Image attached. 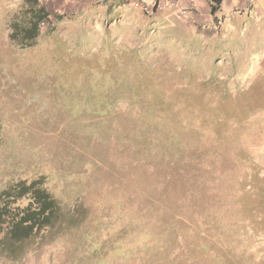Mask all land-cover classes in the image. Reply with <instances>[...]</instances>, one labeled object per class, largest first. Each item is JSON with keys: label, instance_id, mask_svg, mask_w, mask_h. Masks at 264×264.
Here are the masks:
<instances>
[{"label": "rangeland", "instance_id": "374dc122", "mask_svg": "<svg viewBox=\"0 0 264 264\" xmlns=\"http://www.w3.org/2000/svg\"><path fill=\"white\" fill-rule=\"evenodd\" d=\"M132 1L39 0L50 17L19 48L24 0H0V192L43 177L63 216L0 264H211L221 246L193 252L188 228L224 215L229 264H264V0L203 31Z\"/></svg>", "mask_w": 264, "mask_h": 264}, {"label": "trees", "instance_id": "16d2710c", "mask_svg": "<svg viewBox=\"0 0 264 264\" xmlns=\"http://www.w3.org/2000/svg\"><path fill=\"white\" fill-rule=\"evenodd\" d=\"M115 1L117 0H113L110 6ZM121 1L118 0V3H122ZM221 2L222 0H208L212 15L220 9ZM49 17L39 0H24V10H21L19 21L10 27L12 32L9 35V41L19 48L33 46L41 33L40 23L48 20ZM62 217L61 204L49 191L43 177L7 184L0 192V257L10 261L22 259L29 252L30 247L36 245V241H39L44 231L53 230L61 224ZM197 220L194 218L191 227L188 228L190 236L197 239L193 242V252L206 251L209 247L220 245L221 251L211 253L209 256L211 264L232 263L233 244L231 240L229 242L228 240L234 233L233 217L219 216L213 225L216 230L212 231H210L211 224ZM207 231L213 232L210 234L212 235L210 241L203 237L204 232ZM153 235L154 233L146 234L149 240H153ZM176 238L175 231L169 222L163 226L161 234L155 238V244L165 250ZM102 245L103 243L97 244L89 240L87 249L90 252L91 249L94 250ZM112 247L114 248L115 244L110 246V249H113Z\"/></svg>", "mask_w": 264, "mask_h": 264}, {"label": "crops", "instance_id": "0c3cea01", "mask_svg": "<svg viewBox=\"0 0 264 264\" xmlns=\"http://www.w3.org/2000/svg\"><path fill=\"white\" fill-rule=\"evenodd\" d=\"M154 0H146L147 4L150 5L153 4ZM193 8L191 9L190 13L185 17V20H175L171 16V12L169 8H165L163 12H156L153 17H151V21H158L161 23L167 24V22L171 19H174V22H179L181 25L189 27V26H196V29L203 31V26H207L209 23L214 21L215 17H212L210 13V6L208 3V0H193ZM118 3V1H115ZM227 1H223L220 4V9L222 10L225 6ZM122 3H118L117 5H120ZM113 5V4H112ZM103 6V5H102ZM219 9V10H220ZM212 15V16H211ZM175 23L171 24V27L174 26ZM168 25V24H167ZM162 26V25H161Z\"/></svg>", "mask_w": 264, "mask_h": 264}, {"label": "built area", "instance_id": "2783aa9c", "mask_svg": "<svg viewBox=\"0 0 264 264\" xmlns=\"http://www.w3.org/2000/svg\"><path fill=\"white\" fill-rule=\"evenodd\" d=\"M229 1V0H223ZM146 0L132 1V6L142 10L148 17L154 16L156 12H163L165 8H169L171 16L175 20L183 21L193 8V0H154L151 6L147 5ZM44 26V22L40 23Z\"/></svg>", "mask_w": 264, "mask_h": 264}]
</instances>
